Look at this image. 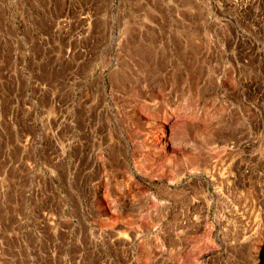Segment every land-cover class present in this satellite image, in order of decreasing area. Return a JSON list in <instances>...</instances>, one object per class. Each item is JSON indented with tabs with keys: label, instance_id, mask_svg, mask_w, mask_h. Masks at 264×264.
I'll return each instance as SVG.
<instances>
[{
	"label": "rangeland",
	"instance_id": "obj_1",
	"mask_svg": "<svg viewBox=\"0 0 264 264\" xmlns=\"http://www.w3.org/2000/svg\"><path fill=\"white\" fill-rule=\"evenodd\" d=\"M0 264H264V0H0Z\"/></svg>",
	"mask_w": 264,
	"mask_h": 264
}]
</instances>
